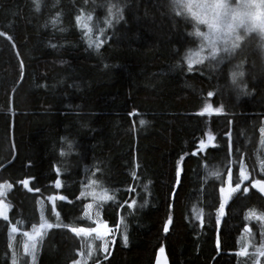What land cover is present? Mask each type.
I'll return each mask as SVG.
<instances>
[{"label": "trees", "instance_id": "1", "mask_svg": "<svg viewBox=\"0 0 264 264\" xmlns=\"http://www.w3.org/2000/svg\"><path fill=\"white\" fill-rule=\"evenodd\" d=\"M96 3L107 7L106 0H0V167L9 163L0 170V185L11 186L1 197L9 210L0 217V264H12L13 257L30 264L23 233L42 215L61 226L45 230L35 264H72L89 243L99 251L101 241L69 231L95 226L93 210L110 225L115 243L109 235L107 251L84 264H153L161 247L170 264H253L255 257L234 253L245 224L255 245L261 240V222L245 218L250 210L264 212V198L251 188L264 163L259 37H246L219 67L205 63L188 71L183 57L199 44L192 21L176 15L172 0H124L123 18L101 34L99 48L87 43L95 41L94 18L87 37L75 20L81 11L95 15ZM242 61L240 82L248 95H238L228 75ZM205 105L220 114L199 115ZM208 134L217 148L202 151L199 142ZM237 146L249 173L242 188L249 192L233 194L226 204L218 252V189L229 168L238 179ZM104 190L112 200L98 199ZM59 195L66 199H48ZM87 203L91 219L84 215Z\"/></svg>", "mask_w": 264, "mask_h": 264}, {"label": "snow or ice", "instance_id": "2", "mask_svg": "<svg viewBox=\"0 0 264 264\" xmlns=\"http://www.w3.org/2000/svg\"><path fill=\"white\" fill-rule=\"evenodd\" d=\"M87 2V0H86ZM107 6V14L103 20V27L98 28L99 33H104L105 28L111 27L114 20L122 19V8L119 3H114L113 0H106ZM39 8V5H37ZM172 7L177 9L176 15L181 16L184 15L183 9L187 8V11L191 13V19L195 21L193 25L194 28L198 25H203L206 30H196L195 35L200 39V44L196 46L195 50H188V52L183 57V63L186 64L188 71H194V65H204L208 64L209 67H219V65L227 59L225 54H231L237 48L242 47L241 41H243L250 33H255L259 36L260 39V47L264 50V0H200L199 3H196L194 6L192 4V0H187L186 4H181L180 0H172ZM193 7H195L196 11H193ZM59 14H57V17ZM77 22V27L81 26V21L84 20L83 24L84 33L87 37L91 32L88 21L93 20V16L91 13L85 14L83 11L79 15L75 17ZM56 22V18H53V23ZM3 35V33H0ZM87 43L89 47H92L95 44L96 48L100 47L102 43L100 35H96L95 41L92 39H87ZM55 47V45H52ZM243 61L240 64H237L233 70L229 72V79L234 88L238 89V95H248L245 91V87L242 86L240 82V78L244 76V71L242 70ZM208 97L213 96V92H208ZM221 109L216 108L213 109L210 105H205L204 109L199 113V115H204L208 113L209 115L220 114ZM141 124H144L145 121L141 120ZM228 124L231 125L232 121L229 120ZM262 126L258 129L260 134V143L264 145V121L261 122ZM225 136L229 138L228 151L229 155L233 154V144L231 141V131L226 132ZM203 145L202 151H206L207 149H215L217 148V144L215 142V137L211 134L207 135V142L201 140L199 142ZM71 147V144H69ZM235 154H237L241 160L238 179L237 174L231 169H228V179L223 181L224 186L219 187V205L216 208L215 213V223L217 227V238H216V248L217 251L222 247V241L220 239V225L222 222V218L225 215V207L228 203L229 199L233 196V194L238 191H242L247 194L249 192L248 187H243L245 181L249 180V173L243 163V153L240 150V147L235 148ZM193 155H198L197 152H193ZM231 163V161H229ZM183 160L178 159L175 165V175L177 177V182H179L182 171H183ZM261 179H252L251 180V188L256 189L261 196H264V163H261ZM212 175H219V173H210ZM23 183L25 187L28 186V180L20 181ZM56 187L60 188L61 182L59 179L56 180ZM89 185L96 184L97 181L93 179H89ZM234 185V186H233ZM11 187L10 185H0V196L3 195V188ZM145 189L147 185H144ZM174 192L172 195L174 196ZM83 195V193H82ZM95 198V193L92 194ZM51 200H60L64 201L66 199L65 196H53L48 198ZM98 199L100 201H109L112 200L113 197L107 194V191L104 190L103 194H101ZM146 202V201H145ZM127 208L132 209L136 204L135 199L133 198L131 202H126ZM143 207V205H140ZM92 204L87 203L84 204V215L88 216L91 219L90 210L92 209ZM171 208L172 205H169ZM4 205L3 202L0 201V217H4ZM55 212V208L53 209ZM119 212V210H117ZM255 218L257 221L261 222V240L258 245H251L249 240L245 239L240 248H238L234 255L237 258L240 257H255L253 260V264H264L260 258L264 257V212L257 213L255 210H250L246 213L245 218ZM119 224V221H117ZM169 220L164 222V231L167 232L169 229ZM95 226L90 227H71L69 231L74 233L76 236H85L101 241L100 251H107L108 240L105 239L107 236H112V242L115 243V233L112 232L110 225L105 221L102 217H97L96 220L93 221ZM60 224H52L47 222L41 216V221L39 224L32 225L31 232H24L23 235L27 238V242L24 244V252L26 255L31 256L30 264H35V253L37 251V245L39 240L42 238L45 230L51 229L53 227H60ZM127 225H124V231L126 232ZM12 232L16 231V228H11ZM251 230L248 228V225L245 224L243 232L249 233ZM125 241L127 237H124ZM227 246V245H223ZM254 247V252L249 253V247ZM89 255L92 254V244L89 243L87 245ZM164 249L161 247L157 251L156 255V264H165L164 258L162 257ZM110 254V253H109ZM77 255H80L78 253ZM107 259V256L104 257ZM12 264H16V258L13 257ZM72 264H83L82 261L75 260ZM96 264H100L99 260L96 261ZM238 264L241 262L238 261ZM246 264V261L243 262Z\"/></svg>", "mask_w": 264, "mask_h": 264}, {"label": "rangeland", "instance_id": "3", "mask_svg": "<svg viewBox=\"0 0 264 264\" xmlns=\"http://www.w3.org/2000/svg\"><path fill=\"white\" fill-rule=\"evenodd\" d=\"M117 1V2H116ZM113 2L114 3H119L120 5H121V7H122V4H123V2H124V0H113ZM200 2V0H192V4H193V6L196 4V3H199ZM180 3L181 4H186L187 3V0H180ZM97 4V8H98V11H96V14L95 15H92L93 16V18H94V23L92 24V28H93V30L95 31V35H100L101 36V34L102 33H99L98 32V28L99 27H103L104 25H103V20H104V18H105V16H106V14H107V7H106V9H105V7H104V5H101V4H103V3H96ZM101 8H104V10H106V14L104 15L102 12H99V9H101ZM193 11H196V9H195V7H193ZM183 12H184V15L189 19V20H191L192 21V23H193V25L195 24V21L194 20H192L191 19V13H189L188 11H187V8H184L183 9ZM82 23L84 24L85 23V21L84 20H82ZM87 23H89V21L87 22ZM90 27V29H91V26H89ZM109 28V27H108ZM108 28H105V31L108 29ZM196 30H201V31H203V30H206L205 28H204V26L203 25H198V26H196V28H194V32L196 31ZM251 34H255V33H250L249 35H251ZM248 35V36H249ZM255 35H257V34H255ZM258 36V35H257ZM259 37V36H258ZM196 38H197V40H198V44H200V39L196 36ZM102 41V40H101ZM242 42V41H241ZM263 51V53H264V50H262ZM204 141H206L207 142V137H206V139L204 140ZM203 146V145H202ZM6 185H9V184H6ZM8 190L10 189V187H6ZM3 195L2 196H0V201H2L3 202V205H4V213H5V216L4 217H6V215H7V212H8V210H9V205L1 198V197H3L4 196V193H5V191H6V189L5 188H3ZM239 192V191H238ZM237 192V193H238ZM94 212H93V214H94V216H92L93 218H94V220H96L97 219V217H99L98 216V214H97V212L95 211V210H93ZM82 236V235H81ZM107 237H109V236H107ZM105 238V239H107L108 240V238ZM245 239H247V240H249V242H250V244H253L254 243V245H255V241H257V238H256V236L254 235V234H252V233H244V234H242L241 236H240V242H241V246H242V244H243V241L245 240ZM27 242V238H26V241H25V243ZM24 243V244H25ZM257 245H258V243H257ZM23 250H24V246H23ZM249 251V250H248ZM98 252H102V251H100V248H99V251H98V249H96V248H94L93 247V245H92V254L91 255H89V252H88V248H87V245L85 246V248H84V250L83 251H81L80 252V259H79V261H82L83 262V264L86 262V259H89V258H91V257H94L95 255H96V253H98ZM35 255H36V253H35ZM28 257H29V262H31V256H29L28 255ZM261 259V258H260Z\"/></svg>", "mask_w": 264, "mask_h": 264}, {"label": "water", "instance_id": "4", "mask_svg": "<svg viewBox=\"0 0 264 264\" xmlns=\"http://www.w3.org/2000/svg\"><path fill=\"white\" fill-rule=\"evenodd\" d=\"M7 164H9V163H7ZM7 164L1 166V167H0V170L3 169ZM254 190L260 195V193H259L256 189H254ZM260 196H261V195H260ZM261 197L264 198V196H261ZM248 228H249V227H248ZM156 255H157V252H156ZM156 255H155V258H154L153 264H156ZM161 255H162V257L164 258L165 264H170V262H169V258H168V256H167V253H166L165 250L163 251V253H162Z\"/></svg>", "mask_w": 264, "mask_h": 264}]
</instances>
